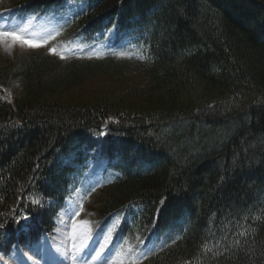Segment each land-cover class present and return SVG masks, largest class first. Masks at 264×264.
Returning a JSON list of instances; mask_svg holds the SVG:
<instances>
[{
  "label": "trees",
  "instance_id": "trees-1",
  "mask_svg": "<svg viewBox=\"0 0 264 264\" xmlns=\"http://www.w3.org/2000/svg\"><path fill=\"white\" fill-rule=\"evenodd\" d=\"M18 2L104 55L0 63V238L50 232L79 188L153 245L138 264H264V0Z\"/></svg>",
  "mask_w": 264,
  "mask_h": 264
},
{
  "label": "rangeland",
  "instance_id": "rangeland-1",
  "mask_svg": "<svg viewBox=\"0 0 264 264\" xmlns=\"http://www.w3.org/2000/svg\"><path fill=\"white\" fill-rule=\"evenodd\" d=\"M11 3L12 0H0V29L10 32H19L21 29H25L26 31L22 34L40 43L41 46L29 48L17 43L9 49L0 44V63L12 67L17 57L29 51L37 50L53 54L49 51L51 48L57 50V54L54 55L59 57V61L62 64H65V62L75 55L90 57L100 54L98 46H93L91 48L73 46L64 38L63 34L56 32V28H46L42 30L37 27V21L30 18H15L13 14L16 11L14 12V9L18 6L11 5ZM48 37L51 38L47 40V43H44L43 41ZM128 52H122L120 54L125 56L128 55L130 60H133V56ZM58 53H64L66 59H60ZM136 64L138 63L131 62L128 69L122 71L127 80L138 81L139 79H143V76L137 70L138 65ZM109 82V78L98 76L94 81H91L93 87L88 86V88L94 90L96 93H105L107 91L106 89L111 87L109 86L111 84ZM117 84L116 82L113 86H118ZM129 86H131V84H129ZM118 88L119 92L123 91L122 89L125 90L123 87ZM19 90V85H13L7 89V94L13 97ZM96 200L97 196L93 197V195H88L85 199H82L76 195L69 205L61 212V217L58 219L54 236L47 239V247L43 251H13L10 255L4 257L5 264H48L49 261L50 263L52 262V264H119L121 260L123 264H126L130 261H135L138 257L135 252L132 254L134 258H126L129 251H132V245H127L126 243L131 241L117 240L113 243V241L110 240V231L112 227L109 223L102 228V231L97 237H91L90 230L96 222L92 207L95 208L97 206ZM81 204L83 205L82 211L80 210ZM77 212H79V215H76ZM69 225H71V229ZM73 245H75V247H73ZM97 252L101 254L100 258L93 259ZM29 256H31L32 259H28ZM73 256L76 257L75 261L72 259ZM0 264H2L1 261Z\"/></svg>",
  "mask_w": 264,
  "mask_h": 264
},
{
  "label": "snow or ice",
  "instance_id": "snow-or-ice-1",
  "mask_svg": "<svg viewBox=\"0 0 264 264\" xmlns=\"http://www.w3.org/2000/svg\"><path fill=\"white\" fill-rule=\"evenodd\" d=\"M26 31L25 29H21L19 32L17 31H6V30H2L0 29V44L4 45L6 48H11L13 45L19 43L22 46H27L29 48H36V47H40L41 44L36 42L35 40L23 35L22 33ZM51 37L45 38V40L43 41L44 43H47V40L50 39ZM49 51L53 54H57V50L55 48H51L49 49ZM60 56V59H66V55L64 53H58ZM7 90L5 89V92ZM9 103L11 102L10 99V95H6L4 97ZM34 204L39 205L40 201L39 200H33ZM81 211L83 210V205L81 204ZM76 215H79V212L76 213ZM4 228V224L0 223V229ZM73 247H75V245H73ZM79 250V249H78ZM100 253L97 252L96 256L93 257V259H99L100 258ZM28 259H32L31 256L28 257ZM73 261L76 260V257L73 256ZM119 264H123V261H119Z\"/></svg>",
  "mask_w": 264,
  "mask_h": 264
}]
</instances>
